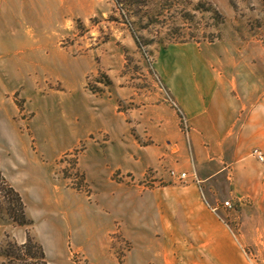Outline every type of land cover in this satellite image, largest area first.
<instances>
[{"label": "rangeland", "instance_id": "374dc122", "mask_svg": "<svg viewBox=\"0 0 264 264\" xmlns=\"http://www.w3.org/2000/svg\"><path fill=\"white\" fill-rule=\"evenodd\" d=\"M68 3L75 11L58 14L53 28L18 27L15 16L31 21L29 13L10 14L11 27L0 29V245L29 233L48 264H143L133 254L134 203L167 184L169 170L185 171L176 142L151 131H188L175 95L188 96L187 75L211 72L205 89L213 103L225 100L231 117L226 145L240 143L247 165L264 175L253 153L264 155V0ZM162 105L181 112L179 125L155 120ZM196 171L179 181L199 182ZM224 174L214 183L232 193L217 203L232 208L221 217L242 243L244 264H264L259 230L243 223L258 198L238 199L231 165ZM7 185L20 194L28 224L5 210ZM244 231L256 243L243 242ZM140 239L151 250L145 264H165L162 233Z\"/></svg>", "mask_w": 264, "mask_h": 264}, {"label": "crops", "instance_id": "0c3cea01", "mask_svg": "<svg viewBox=\"0 0 264 264\" xmlns=\"http://www.w3.org/2000/svg\"><path fill=\"white\" fill-rule=\"evenodd\" d=\"M68 1L70 0H0V29L11 27L7 24L8 16L29 13L35 16L31 17V21L26 20V16H15L14 21H17L18 27L53 28L60 23L58 14L63 17L65 12L75 11L74 3L70 6ZM68 6L71 8L67 9ZM189 76L192 79L186 80L188 96L182 92L175 94L188 131L186 134H167L169 130L166 129L165 132L151 133L155 139L176 142L177 156L185 166L182 170L190 175V172H197L198 169L201 177L199 182L171 178L155 191L150 190L139 196L134 203L138 212L134 219L136 232L132 237L138 245L133 249V254L135 259L145 264L151 256V250L149 244H141L140 237L150 238L158 230L164 238V258L168 260H165V264H171L170 260H176L175 264H244L242 243L221 217L225 213L222 202L220 207L217 203L220 197H226L232 192L228 186L220 187L214 182L223 178L224 170L231 165L237 177L235 193L238 194V199L258 198L259 204L255 212L243 223L249 226L254 222L252 226L259 230L258 243L264 251V175L258 176L247 165V153L239 150L240 143L226 145V127L232 123L231 117L225 100L213 103L212 95L205 89L204 84L212 80L211 72L201 71L186 77ZM215 82L213 80V84ZM154 117L156 121H162V125L177 126L180 121L177 111L170 105L157 106ZM258 143L264 149V138L259 139ZM159 150L165 152V148ZM242 174L249 178L248 181L244 182L240 178ZM212 187L217 190V199L214 198ZM206 194L210 196L212 204L207 201ZM150 222H157V229ZM242 229L245 230L243 227ZM241 236L242 241L248 244L257 241L247 239L248 233L245 231Z\"/></svg>", "mask_w": 264, "mask_h": 264}, {"label": "trees", "instance_id": "16d2710c", "mask_svg": "<svg viewBox=\"0 0 264 264\" xmlns=\"http://www.w3.org/2000/svg\"><path fill=\"white\" fill-rule=\"evenodd\" d=\"M178 113L182 118L181 112ZM7 189L11 198L5 210L14 222L20 225L28 224L25 204L20 194L12 186L7 185ZM0 264H48V262L42 245L26 233V238L21 243L7 240L5 244L0 245Z\"/></svg>", "mask_w": 264, "mask_h": 264}, {"label": "built area", "instance_id": "2783aa9c", "mask_svg": "<svg viewBox=\"0 0 264 264\" xmlns=\"http://www.w3.org/2000/svg\"><path fill=\"white\" fill-rule=\"evenodd\" d=\"M182 122H184V119L182 120ZM183 126V124H182ZM184 129L187 131V126L184 125ZM253 153L254 155L257 156V158L260 160V161H264V155L262 154V152L255 148L253 150ZM169 174L172 178H175V179H178V180H185L188 178V174L187 172L185 171H180V170H176V169H171L169 170ZM196 181L198 182V180L196 179ZM222 206L225 207V208H232V203L229 201V200H225L223 203H222Z\"/></svg>", "mask_w": 264, "mask_h": 264}]
</instances>
